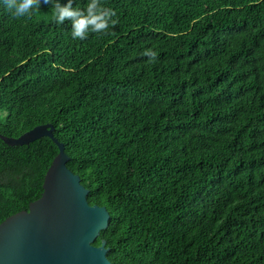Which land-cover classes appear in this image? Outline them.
I'll list each match as a JSON object with an SVG mask.
<instances>
[{"label": "trees", "instance_id": "obj_1", "mask_svg": "<svg viewBox=\"0 0 264 264\" xmlns=\"http://www.w3.org/2000/svg\"><path fill=\"white\" fill-rule=\"evenodd\" d=\"M101 5L118 23L79 40L50 5L16 18L0 0V133L55 126L110 211L94 244L113 264H264V0ZM58 153L0 138V224Z\"/></svg>", "mask_w": 264, "mask_h": 264}, {"label": "water", "instance_id": "obj_2", "mask_svg": "<svg viewBox=\"0 0 264 264\" xmlns=\"http://www.w3.org/2000/svg\"><path fill=\"white\" fill-rule=\"evenodd\" d=\"M54 130L52 123H45L18 137L0 133L11 146L49 136L59 147L41 197L0 224V264H113L107 257V241L94 244L109 226L110 211L89 203V189L68 167L70 157Z\"/></svg>", "mask_w": 264, "mask_h": 264}, {"label": "clouds", "instance_id": "obj_3", "mask_svg": "<svg viewBox=\"0 0 264 264\" xmlns=\"http://www.w3.org/2000/svg\"><path fill=\"white\" fill-rule=\"evenodd\" d=\"M7 10L16 18L30 16L34 9L38 10L41 4L51 6L55 21L64 24L71 22V35L74 39L85 40L88 33L105 32L111 25L114 27L118 21L113 19L116 12L101 5V0H88L85 8L73 7V0H68L62 5L60 0H3ZM144 56L149 58V63L157 59V53L151 49L145 50Z\"/></svg>", "mask_w": 264, "mask_h": 264}]
</instances>
